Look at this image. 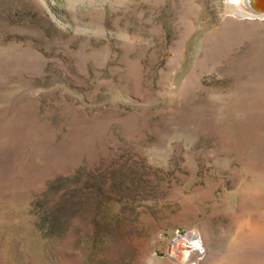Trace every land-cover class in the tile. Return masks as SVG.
<instances>
[{
	"label": "rangeland",
	"instance_id": "obj_1",
	"mask_svg": "<svg viewBox=\"0 0 264 264\" xmlns=\"http://www.w3.org/2000/svg\"><path fill=\"white\" fill-rule=\"evenodd\" d=\"M231 2L0 0V264H180L183 235L264 264V20Z\"/></svg>",
	"mask_w": 264,
	"mask_h": 264
},
{
	"label": "bare ground",
	"instance_id": "obj_2",
	"mask_svg": "<svg viewBox=\"0 0 264 264\" xmlns=\"http://www.w3.org/2000/svg\"><path fill=\"white\" fill-rule=\"evenodd\" d=\"M227 8L230 13L229 15H232L242 20H264V9L260 8V5L248 4L242 2V0H232V2L228 4ZM201 242L202 241H200L199 239H195V237L191 240L192 245L195 247L194 249H196L197 251L201 249V246L203 245L201 244Z\"/></svg>",
	"mask_w": 264,
	"mask_h": 264
},
{
	"label": "water",
	"instance_id": "obj_3",
	"mask_svg": "<svg viewBox=\"0 0 264 264\" xmlns=\"http://www.w3.org/2000/svg\"><path fill=\"white\" fill-rule=\"evenodd\" d=\"M242 2L252 4V5H260V8L264 9V0H242ZM262 2V4H261ZM172 247H181L186 252L185 255L181 257L179 260L180 264H185L191 261V259L194 257L195 249L189 242V237L187 235L178 236L176 237L172 242ZM174 256V254L172 253Z\"/></svg>",
	"mask_w": 264,
	"mask_h": 264
},
{
	"label": "built area",
	"instance_id": "obj_4",
	"mask_svg": "<svg viewBox=\"0 0 264 264\" xmlns=\"http://www.w3.org/2000/svg\"><path fill=\"white\" fill-rule=\"evenodd\" d=\"M190 244L192 245V243H191V237H190ZM193 246V245H192ZM193 248H195L194 246H193ZM197 250L195 249V252H196Z\"/></svg>",
	"mask_w": 264,
	"mask_h": 264
}]
</instances>
